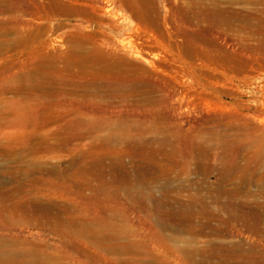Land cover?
Listing matches in <instances>:
<instances>
[{
	"label": "rangeland",
	"instance_id": "obj_1",
	"mask_svg": "<svg viewBox=\"0 0 264 264\" xmlns=\"http://www.w3.org/2000/svg\"><path fill=\"white\" fill-rule=\"evenodd\" d=\"M198 1L122 0L119 16L154 23L137 47L136 19H99L106 0L100 14L0 0V264H221L187 251L222 239L264 251V235L210 213L231 196L264 210V0L206 27L186 11ZM191 205L220 236L176 232L165 212Z\"/></svg>",
	"mask_w": 264,
	"mask_h": 264
},
{
	"label": "bare ground",
	"instance_id": "obj_2",
	"mask_svg": "<svg viewBox=\"0 0 264 264\" xmlns=\"http://www.w3.org/2000/svg\"><path fill=\"white\" fill-rule=\"evenodd\" d=\"M102 1V0H101ZM127 1V0H126ZM135 1V0H134ZM157 1V0H156ZM177 1V0H176ZM76 2H79L80 3H88L91 5V8L96 11L98 10V6L96 5V2L95 0H76ZM106 2L109 4H107L108 6H105L106 4L102 5L104 6L101 11H102V14L99 17L100 18H103L104 16L108 15L112 18V20H117V27L118 28H121L122 26H124L125 22H128L129 20H133V19H136V21H138V23L136 24L137 26H135V28H131L133 31L132 33L130 34V32H128V36L126 37L130 43H132L131 45H135L136 44V35H138V33H145L148 34L151 33L150 30V27L152 26L153 21L149 20V17H147V14L146 13H142V14H133L132 13V16H131V19H130V16H125V15H118L117 11H116V7H121V5H123L122 3V0H106ZM133 2V1H132ZM131 2V3H132ZM142 2V1H141ZM175 2V1H174ZM225 2V1H224ZM105 3V2H104ZM154 3V2H153ZM159 3V2H158ZM243 3V2H242ZM75 4V2H74ZM145 4V2H144ZM227 4V2H226ZM229 4V3H228ZM143 5V4H141ZM147 5V4H146ZM184 5V4H183ZM195 6L193 5H187L186 7V11H191L189 13H192L194 18L196 19L195 22L197 23V25H202V27H206L207 25H216V24H225V25H233L235 24L236 20H237V16H238V10L237 8L235 7V0H232L230 2V5L228 6H221V4H218L216 0H209V1H198L196 3H194ZM81 6V5H80ZM113 6V7H111ZM124 6V5H123ZM139 6V5H138ZM145 6V5H144ZM176 6V5H175ZM237 6V5H236ZM83 7V6H82ZM101 7V6H100ZM149 7V6H148ZM156 7V6H155ZM174 7V6H173ZM182 7V6H181ZM127 8H130L127 7ZM126 8V9H127ZM79 9V8H78ZM118 10V9H117ZM124 10V8H123ZM123 10H120V11H123ZM136 10V9H135ZM152 10V9H151ZM168 10V9H167ZM166 10V11H167ZM180 10V9H179ZM84 11V10H83ZM94 11H93V14L92 15H95L94 14ZM99 12H95V13H98L100 14V10H98ZM134 11V10H133ZM185 11V12H186ZM178 10L176 11V14H177ZM92 13V12H91ZM154 13V11H153ZM89 14V12H88ZM159 14V13H158ZM157 14V15H158ZM167 14V13H166ZM165 14V15H166ZM179 14V12H178ZM177 14V15H178ZM164 15V17H165ZM168 15V14H167ZM166 15V16H167ZM180 15V14H179ZM178 15V16H179ZM188 15V14H187ZM163 17V18H164ZM96 18L93 16V19ZM106 18H109V17H106ZM162 18V19H163ZM174 18V17H173ZM192 18V17H191ZM104 19V18H103ZM110 19V18H109ZM254 19V18H253ZM95 20V19H94ZM108 20V19H107ZM174 20V19H173ZM112 21V23H113ZM135 21V20H134ZM160 21V20H159ZM165 23L167 22V20H164ZM163 21V22H164ZM110 22V20H109ZM130 22V21H129ZM139 22L142 23L144 25V28L145 30L142 29L141 31V26H139ZM174 22V21H173ZM178 22V21H177ZM181 22V21H180ZM183 22V21H182ZM176 23V22H174ZM130 24V23H129ZM163 24V23H162ZM168 24V23H167ZM167 24H165L167 26ZM179 24V23H177ZM176 24V26H177ZM149 25V26H148ZM160 25V24H159ZM169 25V24H168ZM181 25V24H180ZM250 25V24H249ZM107 26V25H106ZM130 26V25H129ZM133 26V27H134ZM161 26V25H160ZM164 26V24H163ZM174 26V25H173ZM182 26V25H181ZM115 27V26H114ZM170 27V26H169ZM198 27V26H197ZM228 27V26H227ZM110 28V27H108ZM107 28V29H108ZM153 28V26H152ZM188 28V27H187ZM190 28V27H189ZM223 28V27H222ZM130 29V30H131ZM147 29V30H146ZM159 29V28H158ZM166 29V28H165ZM179 29V27H178ZM217 29V28H216ZM236 29V28H235ZM112 30V29H111ZM125 31V29H123ZM168 30V29H167ZM116 31V30H115ZM154 31V29H153ZM159 31V30H158ZM162 31V30H161ZM165 31V30H164ZM231 31V30H230ZM106 32V31H105ZM104 32V33H105ZM180 32V31H179ZM195 32V31H194ZM117 33V32H116ZM127 33V32H125ZM137 33V34H136ZM169 33V32H168ZM167 33V34H168ZM185 33V31H184ZM188 33V31H187ZM235 33V32H233ZM107 34V33H106ZM109 34V33H108ZM119 34V33H118ZM123 33H121L122 35ZM164 34V33H163ZM166 34V33H165ZM170 34V33H169ZM110 35V34H109ZM125 35V34H124ZM182 35V34H181ZM192 35V34H191ZM107 36V35H106ZM146 36V37H147ZM152 36V35H151ZM150 36V37H151ZM176 36V34H175ZM234 36V35H233ZM145 37V36H144ZM153 37L154 34H153ZM164 37V36H163ZM169 37V36H168ZM171 37V35H170ZM138 38V36H137ZM172 38V37H171ZM170 38V39H171ZM180 38V37H179ZM218 38V37H216ZM125 39V38H124ZM139 39V38H138ZM146 39V38H145ZM153 39V38H151ZM154 39L157 40V38L155 37ZM168 39V38H167ZM198 39V38H197ZM143 40V39H142ZM147 40H149L147 38ZM146 41V40H145ZM151 41V40H150ZM175 41V40H174ZM197 41V40H196ZM179 42V40H178ZM125 43V42H124ZM128 43V42H127ZM129 43V44H130ZM144 43V41H143ZM141 43V45L143 44ZM147 43V42H146ZM149 43V41H148ZM147 43V44H148ZM151 43V42H150ZM149 43V44H150ZM169 43V42H168ZM172 43V42H171ZM138 44V43H137ZM136 44V46H137ZM140 44V43H139ZM158 44V43H157ZM123 45V44H122ZM146 45V44H145ZM152 45V44H151ZM150 45V46H151ZM148 46V47H150ZM153 46H154V43H153ZM179 46H182L179 45ZM138 47V46H137ZM136 49V48H135ZM134 50V49H133ZM141 50L138 49V51ZM142 51V50H141ZM133 52V51H132ZM140 53V52H138ZM137 53V54H138ZM143 168V167H141ZM128 183V182H127ZM235 194V193H234ZM214 195V194H213ZM174 196V195H173ZM196 197V196H195ZM229 198V202L226 203V205L224 204H220L216 210L214 211H210L211 215L212 216H215L217 217V214L218 213H221V212H225V214L227 213L228 215V218L229 220H233V222H239L243 227H245L247 230L253 232V233H260L261 235H264V210L263 211H257L255 209H252L250 208L249 205H246V204H238V203H235L233 201V196L231 197H228ZM156 199V197H155ZM217 199V198H215ZM204 200V199H203ZM201 200V203H202V207H206L208 208V206L206 205L207 202ZM196 205V204H195ZM193 206L194 205H191L190 208H189V214H185L186 216L183 217V218H180L178 219H175L173 216V212L174 211H168L165 212V214H168L169 212V218L168 220L171 222L172 226L174 227V229L176 230V232H182L183 230V226L184 224L187 222L188 226L193 228L196 224L195 222H198V230L197 231H193V230H190L193 232V235L190 237V240L191 241H196L197 240V236H201L202 234H204V230L207 229V231L209 230L210 233H212L213 235L216 234L217 235H221L222 233V226H221V223H216L215 225H213L211 223L212 220L214 219H205L204 217L202 216H195L193 214L194 210H193ZM197 206V205H196ZM156 207V206H155ZM185 207V206H184ZM198 207H199V204H198ZM226 207H231L230 210H224ZM178 208V207H177ZM182 208V207H181ZM188 208V206H187ZM195 208V206H194ZM245 209H247L248 211H246ZM170 210V209H169ZM188 210V209H187ZM196 210V209H195ZM205 210V209H204ZM155 211V210H154ZM203 211V210H202ZM198 213V211H197ZM202 213V212H201ZM178 214V213H177ZM180 215V214H178ZM183 215V214H182ZM225 216V215H224ZM176 217V216H175ZM206 217V216H205ZM168 221V222H169ZM230 225V224H229ZM232 225V224H231ZM224 226V225H223ZM190 228V229H191ZM87 229V228H86ZM91 230V229H90ZM86 231V230H85ZM174 231V230H173ZM189 231V230H188ZM84 232V231H83ZM87 232V231H86ZM91 232V231H90ZM94 232V231H93ZM98 234V233H97ZM105 234V233H104ZM184 234V233H183ZM191 234V233H190ZM86 235V234H84ZM89 235V234H88ZM226 235V234H225ZM107 236V235H106ZM103 237V236H102ZM105 237V235H104ZM110 237V236H109ZM178 237V236H177ZM183 237H186V236H183ZM215 237V236H214ZM263 237V236H262ZM106 238V237H105ZM115 238V237H113ZM112 238V239H113ZM96 239V238H95ZM108 239V238H106ZM177 239V238H176ZM185 239V238H184ZM182 239V240H184ZM205 239V238H204ZM216 239V238H214ZM218 239V238H217ZM216 239V240H217ZM230 239V238H229ZM99 240V239H98ZM189 240V241H190ZM111 241V240H109ZM188 241V242H189ZM206 241V240H205ZM224 240L222 239L221 241L218 242L217 241H207L208 242V245L207 247L205 248H202V249H197V248H192L190 250L187 251V254L189 256V258L191 260L195 259L196 256H201V257H209V258H217L219 259L220 263L221 264H264V251L259 248L258 246H251L249 251L247 253H243L241 252L243 249H242V245L241 244H238V243H227V242H223ZM115 242V241H114ZM111 243V242H110ZM113 243V242H112ZM187 243V242H186ZM119 245V244H118ZM116 246V245H115ZM121 246V245H120ZM119 246V247H120ZM118 247V246H117ZM114 248V247H113ZM129 248V247H128ZM114 251V250H113ZM115 252V251H114ZM113 252V253H114ZM111 253V252H110ZM198 258V257H197ZM200 258V257H199ZM216 260V259H215ZM199 261V260H198ZM214 261V260H213ZM217 261V260H216ZM192 262V261H191ZM201 262V261H200ZM218 263V261H217Z\"/></svg>",
	"mask_w": 264,
	"mask_h": 264
}]
</instances>
